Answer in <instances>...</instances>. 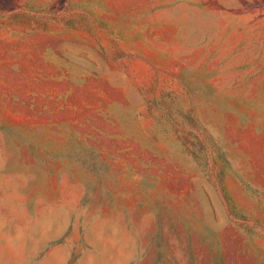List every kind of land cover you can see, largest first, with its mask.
I'll return each mask as SVG.
<instances>
[{
	"label": "rangeland",
	"instance_id": "1",
	"mask_svg": "<svg viewBox=\"0 0 264 264\" xmlns=\"http://www.w3.org/2000/svg\"><path fill=\"white\" fill-rule=\"evenodd\" d=\"M0 264H264V0H0Z\"/></svg>",
	"mask_w": 264,
	"mask_h": 264
}]
</instances>
